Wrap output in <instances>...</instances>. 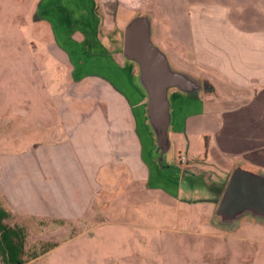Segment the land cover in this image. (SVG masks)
I'll use <instances>...</instances> for the list:
<instances>
[{"label": "rangeland", "instance_id": "1", "mask_svg": "<svg viewBox=\"0 0 264 264\" xmlns=\"http://www.w3.org/2000/svg\"><path fill=\"white\" fill-rule=\"evenodd\" d=\"M69 1L0 0V205L11 216L6 223L24 229L25 264H264V217L244 208L235 217L217 213L230 173L250 170L233 166L236 159L213 140L209 118L221 110L201 114L205 120L181 132L168 127L157 152L145 147L151 160L168 168L159 178L163 187L134 195L127 182L113 199L98 184L85 189L93 177L104 183L105 175L86 172L91 164L85 167L80 144L107 129L86 121L120 119L128 128L132 105L135 111L140 105L100 65L92 69L84 62L119 59L136 86V62L124 60L121 35L137 15L127 10L111 23L109 15L95 14L92 28L78 34L80 18ZM220 91L219 98L234 96ZM143 108L148 117V104ZM204 132L212 139L207 147ZM262 170L250 171L260 176ZM0 264H7L1 252Z\"/></svg>", "mask_w": 264, "mask_h": 264}, {"label": "crops", "instance_id": "2", "mask_svg": "<svg viewBox=\"0 0 264 264\" xmlns=\"http://www.w3.org/2000/svg\"><path fill=\"white\" fill-rule=\"evenodd\" d=\"M70 2L69 10L75 13V18H80V26H76L78 34L82 29L92 28L95 14L99 17L109 15L111 23L119 13L127 10L146 17L153 43L165 56L170 69L184 78L182 88L172 86L167 90L169 130L184 131L187 124L192 127L205 120L201 114L221 110V114H211L209 121L213 123V140L219 143L223 155L236 159L233 166L240 163L251 171L264 169V102L261 99L253 103L260 94L264 95V0H89L85 6L83 1ZM56 3H52L55 9ZM81 14L85 18H81ZM63 44L70 51L73 49L72 42ZM75 49L78 51L77 46ZM101 59H88L84 63L92 69L100 65L105 77L114 86L122 88L140 109L135 111L132 105L131 117L134 119L128 121V128H125L127 122L120 119L86 121L107 129L97 130L99 137L96 140L80 144V157L85 161V167L88 160L91 164L86 172L105 175L104 183L96 182L93 177L85 189L94 191L98 184L100 190H105L113 199L119 196V190L125 191L129 182L134 195L142 188L150 193L152 185L163 184V187L166 184L164 180L159 182V178H162V170L168 168L157 165L145 151V147H152L157 152L158 143L143 108L148 104L149 95L140 80V67L133 64L136 87L130 82L129 68L123 67L119 59L104 62ZM220 89L228 90L234 96L219 98ZM120 96L126 100L124 95ZM198 114L200 118L189 120ZM143 120L147 126L144 129ZM209 137L207 132L201 134L206 147ZM101 165L105 168H99L97 172ZM117 171V174L121 173L119 180H128L111 183V174ZM88 196L90 194L86 195V200Z\"/></svg>", "mask_w": 264, "mask_h": 264}, {"label": "water", "instance_id": "3", "mask_svg": "<svg viewBox=\"0 0 264 264\" xmlns=\"http://www.w3.org/2000/svg\"><path fill=\"white\" fill-rule=\"evenodd\" d=\"M123 52L140 67V80L149 95L148 116L161 148L170 122L167 90L172 86L182 88L184 78L170 69L165 56L153 43L144 16H137L125 28ZM241 208L264 217L263 173L258 176L241 167L230 173L217 203V213L235 217L236 210Z\"/></svg>", "mask_w": 264, "mask_h": 264}, {"label": "trees", "instance_id": "4", "mask_svg": "<svg viewBox=\"0 0 264 264\" xmlns=\"http://www.w3.org/2000/svg\"><path fill=\"white\" fill-rule=\"evenodd\" d=\"M123 35H121V46L123 47ZM224 187H222L223 190ZM221 190V193H222ZM10 213L0 205V252L7 264H25L22 259L24 241V229L20 226H10L6 223Z\"/></svg>", "mask_w": 264, "mask_h": 264}, {"label": "built area", "instance_id": "5", "mask_svg": "<svg viewBox=\"0 0 264 264\" xmlns=\"http://www.w3.org/2000/svg\"><path fill=\"white\" fill-rule=\"evenodd\" d=\"M180 160H181V163H182V164H186L187 161H188V159H187L184 155H182V156L180 157Z\"/></svg>", "mask_w": 264, "mask_h": 264}]
</instances>
